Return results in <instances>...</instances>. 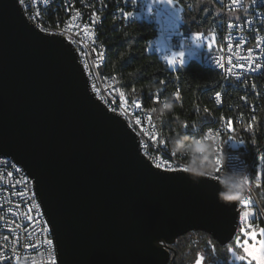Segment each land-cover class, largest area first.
<instances>
[{
    "label": "water",
    "instance_id": "obj_1",
    "mask_svg": "<svg viewBox=\"0 0 264 264\" xmlns=\"http://www.w3.org/2000/svg\"><path fill=\"white\" fill-rule=\"evenodd\" d=\"M127 122L92 93L77 52L0 0V157L35 183L62 264H169V245L202 231L221 243L234 213L195 172L158 175ZM161 241L164 242L161 245Z\"/></svg>",
    "mask_w": 264,
    "mask_h": 264
},
{
    "label": "built area",
    "instance_id": "obj_2",
    "mask_svg": "<svg viewBox=\"0 0 264 264\" xmlns=\"http://www.w3.org/2000/svg\"><path fill=\"white\" fill-rule=\"evenodd\" d=\"M86 1H94L98 4V7L102 9L110 10V17L118 23L131 24L147 22L151 24L155 36L152 40V47L162 39L166 45L165 52H159L154 48L153 52L160 55L161 60L170 70L172 68L166 57H170L173 51H186L190 44V35L183 29L165 30L162 28V17L158 15V9L151 0H135V3H131V0H22L25 5V16L31 24L38 29H43L47 33H62L65 39L73 45L75 48L79 62L82 67H86V77L89 82V87L101 103L110 111L112 107L117 105L124 107V100L128 105L132 107L134 111L133 100L128 94L124 92V100L118 98L119 83L118 80L112 78V75H98V67L94 66V57L89 55L90 49L97 51V44H99V21L95 24L92 23L93 16L92 11L86 10ZM207 0H184V4L187 9H192L196 2ZM209 1V0H208ZM215 3V0H210ZM251 0H243L245 8L241 10L243 16L247 17L248 21H254L255 23L250 26L247 22H243L241 19L233 20L228 19V10L225 9L227 14V23H234L240 25L239 27L232 29H224L223 25L220 27L215 23L212 27V32L217 33V44L212 50L205 51L198 54L195 60L202 62L207 68L216 71L220 76L218 89L216 91L222 92L223 103L220 104L223 115H232L233 126L236 129L235 141L227 140L228 133L225 131L226 123L221 121V124L214 125V129L220 130V137H214L212 139H204V135L207 129L200 128L199 126H193L191 129L194 134V141L191 144L192 151H194V159L192 162H185L183 160H175L174 163H178L181 167H195L196 170H204V173L210 174V176L218 177V181L228 185L230 188L232 185L237 184L239 187L233 189V191L241 192L242 196L251 194L252 199L256 204V208L253 211L259 213L261 208L259 199L254 190V184L248 185L242 183L243 177L249 175L253 169L257 171H264V160L261 159L264 156L262 153H255L252 158L245 159L240 151L244 143L239 141L243 139V134H239L237 128L245 124H253L259 120L261 112L264 111V72H256L249 74L246 86L239 85L234 78H227L223 69L216 66L215 60L224 57L222 63L227 65V56L232 55L234 57L233 62H238L235 58L247 55V48L252 47L257 49L256 42L250 41V33L253 29H259L261 23L264 22V16H261V12L264 11V0H259L256 5L255 15L250 14L247 11V5ZM222 3L227 5L231 4V0H222ZM151 4L152 14L147 12V5ZM216 4V3H215ZM219 8L220 5L216 4ZM221 9V8H220ZM235 11V10H233ZM79 12L81 15L72 21V17ZM123 12L131 13L130 16L125 17ZM37 13H40L37 17ZM47 22H55L58 24V32H50L47 30ZM73 24L72 28L68 25ZM84 25H88V30L84 31ZM77 33H80L78 36ZM95 34V44L93 43V35ZM257 35L262 38L260 48H264V31L257 32ZM72 40H76L77 43L73 44ZM231 42L233 44V50L231 52L227 49V44ZM223 49V51H221ZM254 55H262L264 53L259 52L257 49ZM184 59H188L185 57ZM264 64V59L259 61ZM99 60L95 59V65H98ZM256 84V88H252V83ZM163 91V90H162ZM215 91V92H216ZM214 92V93H215ZM213 93V100L215 95ZM247 96V102L241 100V96ZM103 97V99H101ZM171 101L175 100V95L172 96ZM168 100V99H167ZM105 101H108L106 103ZM120 108L117 109V115ZM113 113V112H112ZM138 115L142 120L146 121V117L151 113L146 110L138 111ZM152 116V115H151ZM255 116L257 119L253 121L251 118ZM127 122L131 128V121H134L137 116L129 114L127 116H120ZM152 123L154 121L152 120ZM155 124V123H154ZM152 131H157L153 129ZM138 137V136H137ZM140 137H138L139 139ZM202 140L201 145H197L196 141ZM167 147L173 151L172 141H169ZM188 148V146L183 147ZM220 149L218 152L217 149ZM189 149V148H188ZM153 156L159 155V153L152 152ZM219 159L220 164H217ZM11 165V167L9 166ZM20 169L19 173L15 172V169ZM217 168L219 171L217 172ZM12 171L13 176L7 177L4 173ZM27 172L22 166L17 164L14 159L10 157H0V251L6 252L8 255H12L11 249L16 248V254L21 257H28L29 260L22 259L19 264H31L32 260L36 261V264H47V254L44 249H40L41 254L33 252L29 248H25L23 245L30 238L29 233H38L43 224L40 215L36 211V205L40 200L35 193L37 199L30 201L31 197L26 192L25 195H18V192L30 189L28 184H17V181H23L27 177ZM208 177V176H207ZM11 208V211L8 209ZM32 209V211H29ZM43 214V210H39ZM28 216H32L33 219L29 221ZM264 216V215H262ZM17 225L19 227H17ZM27 228V232L25 231ZM5 237H8L5 240ZM52 238V237H49ZM37 238L36 242L39 243ZM55 255V253H54ZM13 264H16L14 261Z\"/></svg>",
    "mask_w": 264,
    "mask_h": 264
},
{
    "label": "snow or ice",
    "instance_id": "obj_3",
    "mask_svg": "<svg viewBox=\"0 0 264 264\" xmlns=\"http://www.w3.org/2000/svg\"><path fill=\"white\" fill-rule=\"evenodd\" d=\"M47 3L48 0H45ZM184 0H153V3H159L166 6H171L163 8L158 15H167L169 18H174L173 23L177 21H181L182 16L181 13H183V19L191 20L192 24L197 27H203L205 23H207V18L211 17V10L208 7L207 3L201 4L199 7V11L197 12V18L196 20H192L191 17V11H194V9H188L185 10L183 8H180V5L183 4ZM131 3H135V0H131ZM215 3L220 5L221 13L217 14L216 17H212V20L214 23H217V26L220 27V25H223L224 29L232 28L235 30V28L239 27L240 25L234 24V23H227V14L225 13V9H227L229 12L235 10L237 12H241L242 9L245 8V5L243 3V0H231V4H223L222 0H215ZM259 0H251V2L247 5V11L250 14L255 15L256 13V5H258ZM147 12L151 15L152 14V6L151 4L147 5ZM40 13H37V17H39ZM81 14L79 12L76 13L75 16L72 17V21H76V19ZM123 15L125 17H128L131 15L129 12H123ZM93 20L92 23L95 24L99 21L100 17L97 16L95 13L92 14ZM261 16H264V11L261 12ZM241 19L243 22H247L250 26H252L255 22L254 21H248L246 16H243V13L241 12ZM74 25L69 24L68 27L72 28ZM43 31V29H41ZM88 30V25H84V31ZM264 31V22L261 23V27L259 29H253V31L250 33V41L254 40L257 45V49H259V52L264 53V48H260V45L262 43V38L257 35V32ZM53 35H62V33H53ZM79 36L80 33H77ZM93 43L95 44V34L93 33ZM190 40L193 44H195L197 49H200L202 46L206 44L207 48L209 50H212L214 45L217 44V33L213 32L211 34V39L206 38L205 32H194ZM72 43H77L76 40H72ZM227 49L229 52L233 50V44L229 42L227 44ZM257 49L252 48L251 46L247 48V55L240 56L238 58H235L238 62H233L234 57L232 55L227 56V67L225 63H222L221 61L224 60V57L221 56L220 58L215 60V64L218 68L223 69L226 73L227 78H234V80L239 85L246 86L247 79L246 77L251 73L256 72H264V64H261L259 61L261 59H264V56L262 55H254L253 53L257 51ZM223 51V49H221ZM89 55H92L94 57V66L99 67V65H95V59H98L103 62L104 59V53L103 50L97 52L94 48L90 49L88 52ZM195 54V53H193ZM185 51H173L170 55V57H166L168 60L169 65L172 68H175L177 65H179L180 68L185 67ZM161 84H164L165 81L161 80L159 81ZM252 88H256V84L252 83ZM133 92H135V88L132 89ZM175 98L177 101L181 99V92L177 90L175 93ZM215 100L218 103H223V93L220 91H216L214 93ZM118 98L121 100H124V92L120 91L118 93ZM103 99V97H101ZM241 100L247 102L248 97L241 96ZM161 100V95L159 94H153L152 103L159 104ZM108 103V101H105ZM132 105H134V111L131 106L128 105L127 101L124 100V107H121L119 105L112 107L111 111L114 114H117V109L120 108V111L118 112L119 116H127L129 114L136 115L137 118L134 121H131V130L134 135L140 137L137 139V150L138 152H141V159L145 161V163L152 168L154 171L157 172L158 175H163L165 173H180V172H190L191 169L187 167H181L178 163H174L175 160H177V152L171 151L167 145L168 140L163 135L160 134L159 131H152L153 129H156V125L152 123L153 117L151 115H148L146 117V121L142 120V118L138 115V111L143 110V105L139 100H133ZM163 107L165 109H168L170 106L168 103H164ZM155 108H152L151 111L155 112ZM205 113H208L209 110L207 107L204 109ZM253 121H256V117L252 116L251 118ZM223 121L226 123V129L225 131L228 133L227 140L235 141V132L236 129L233 126V121L231 119L224 118L221 116L219 121H216V123H220ZM126 127L129 126L128 124L125 125ZM163 123L161 127H163ZM183 127L187 130L189 128V125L185 123ZM253 129L252 124L245 125V130ZM221 133L220 130L214 129L209 127L207 129V132L204 135V139H212L214 137H220ZM197 145H201L203 143L202 140L196 141ZM239 143L243 144L245 143L244 140H240ZM159 153V155L153 156L152 152ZM217 151L219 152L220 149L218 148ZM262 160H264V156L261 157ZM217 164H220L219 159H217ZM11 167V165H9ZM219 171V168H217V172ZM16 173L20 172V169H15ZM7 177H12L13 172L9 171L4 173ZM200 176H208V180H203L201 183H209L213 180H218V177L210 176L208 173H198ZM38 180V178H33ZM27 184L28 179L25 177L23 181H17V184ZM242 183L253 185L255 188L259 191L260 189L264 188V171H257L253 169V171L249 175H245L243 177ZM218 194V203L221 204V206L230 208L234 213V221H233V228L231 231V234L227 238V240L222 242V247L224 248V255L225 257L231 258L230 261L225 259L222 264H264V226L259 227L258 231L257 228L254 227V222L259 219L260 215H264V209H260L259 213L256 211H253L254 208H256V204L254 200L252 199L251 194H246L245 196L241 195V192L239 191H233V189H237L239 185L234 184L229 188V190L224 191L221 189L220 185L217 183L213 185ZM26 192L30 195L31 201H34L37 199L35 192L32 189H26L25 191L18 192V195H25ZM40 207L41 204L36 205V211L40 215L41 220H43V214L40 213ZM11 211V208L8 209ZM29 211H32V209H29ZM27 219L31 221L33 219L32 216H28ZM17 227H19L17 225ZM25 231L27 232V228H25ZM29 239L27 242L23 245L25 248L31 249L33 252L37 253L38 255L40 253V249L43 248L44 252L47 254V264H62V261L58 259V253H59V233L56 228L55 221L49 217L48 220H43V224L41 228L39 229L38 233H29ZM52 237V238H49ZM259 237V238H258ZM37 238L39 239V243L36 242ZM8 237H5V240H7ZM164 242L161 241V245H163ZM207 247L213 252H216V246L212 243L211 240L206 242ZM12 255H8L4 251H0V264H13L15 261L16 264H19V262L24 259L25 261H28V257H21L20 255L16 254V248L13 247L11 249ZM55 253V255H54ZM205 260V256L203 253H197L196 258L194 259V264H203ZM31 264H36L35 260L31 261Z\"/></svg>",
    "mask_w": 264,
    "mask_h": 264
},
{
    "label": "trees",
    "instance_id": "obj_4",
    "mask_svg": "<svg viewBox=\"0 0 264 264\" xmlns=\"http://www.w3.org/2000/svg\"><path fill=\"white\" fill-rule=\"evenodd\" d=\"M207 3L211 10V17L203 27H197L187 20L183 30L196 32H210L215 24L212 17L217 16L220 9L212 1H200L194 4L191 11L192 20H196L197 12L201 4ZM87 6L95 4L94 1H86ZM183 6L188 10L183 3ZM101 13V24L99 26V44L103 48L104 64L101 73L115 76L119 87L132 99L138 98L143 109L151 113L157 131L160 132L168 142H180L182 150L187 155L192 149L194 134L191 129H185L187 123L190 127L199 126L206 129L214 123V118L219 121L222 116V108L213 100V93L218 89L220 76L216 71L207 68L198 60H192L184 68L170 70L161 60L158 53L153 52L152 40L155 32L151 24L147 22L123 24L118 23L110 17L109 9L99 8ZM165 81L161 84L159 81ZM135 88V92L132 89ZM163 90V91H162ZM179 90L181 99L171 101L174 93ZM153 94L161 95L160 103H152ZM168 99V100H167ZM164 103L170 107L165 109ZM205 107L209 110L204 112ZM155 108V112L151 109ZM231 119L232 115H223ZM163 123V127H161ZM247 125V124H245ZM245 125L237 128L239 134H243L245 141L240 151L243 158L250 159L260 152L264 155V111L261 112L259 120L254 122L253 129L245 130ZM188 146V148H183ZM261 208L264 209V188L259 191L255 188ZM264 226V216L260 215L254 225ZM211 240L216 246L213 253L206 245ZM171 258L169 264H194L196 254L203 253L205 260L203 264H222L230 256L225 257L222 243L210 234L202 231L189 232L178 238L169 245Z\"/></svg>",
    "mask_w": 264,
    "mask_h": 264
},
{
    "label": "rangeland",
    "instance_id": "obj_5",
    "mask_svg": "<svg viewBox=\"0 0 264 264\" xmlns=\"http://www.w3.org/2000/svg\"><path fill=\"white\" fill-rule=\"evenodd\" d=\"M151 2H153V0H151ZM154 5L157 7L159 13L165 7L171 8V6H166V5H162V4H159V3H154ZM180 8L185 9V7L183 6V4L180 5ZM217 13L218 14L221 13V9H218V12ZM181 16H182L181 21H177V22L173 23L174 18H169L167 15H161V17H162V28L165 29V30L182 29V27L187 24V19H183V13H181ZM228 19L238 20V19H240V13L237 12V11L228 12ZM194 32H196V31H187V33L190 35V37H191V35ZM205 33H206V38L207 39H211V34L213 32L210 31V32H205ZM152 48L153 49L154 48L158 49V51L160 53L166 51V45L164 44V42L162 41V39H159V41ZM208 50L209 49L207 48L206 44L204 46H202L200 49H197L196 46H195V44H193L190 41L189 47L185 51V57H188V59H185V66H187L188 63H190L192 60H195V58L197 57L198 54H201V53H203L205 51H208ZM193 53H195V54H193ZM179 68H180L179 65H177L176 68H175V70L176 69H179ZM254 227H256L257 228V231H258L259 227H262V225L257 224L256 226L254 225Z\"/></svg>",
    "mask_w": 264,
    "mask_h": 264
},
{
    "label": "bare ground",
    "instance_id": "obj_6",
    "mask_svg": "<svg viewBox=\"0 0 264 264\" xmlns=\"http://www.w3.org/2000/svg\"><path fill=\"white\" fill-rule=\"evenodd\" d=\"M18 3L20 5V7L22 8L23 12H24V15H25V5L24 3H22V0H18ZM99 8L98 7V4L97 6H95L94 4L92 6H87L86 4V10H89V11H92V14L95 13L97 16H101V13L99 12ZM102 19V17H101ZM101 24V21H99V26ZM40 31H42L41 29H39ZM47 30H49L50 32H58V24H56L55 22H47ZM46 34H50V35H53V33H47V31H42ZM60 36H63V35H60ZM65 38V36H63ZM103 50L102 46L100 44H97V52ZM104 64V59H103V62L101 63V61L99 60V67H98V75H104L101 73V67L102 65ZM84 71H85V74H86V67H83ZM113 79L117 80V78L115 76H112ZM119 91H123L122 89H120L119 87ZM216 104L218 106H220V104L215 100ZM144 110V109H143ZM217 118H214V123L209 126L211 128H214V125H218V124H221L220 123H216ZM209 127H207L206 129H208ZM157 130V129H155ZM169 143V142H168ZM173 151H176L177 152V160H183L185 162H192V159H194V151H190V153L187 155L186 153L184 152H180V151H177L176 150V147L173 146ZM189 169H191L192 171L190 172H195V173H201L203 172L204 173V170H196L195 167H187ZM27 179H28V187H30V189H32L35 193H36V190H35V183H34V180L32 178L29 177V175H27ZM41 204V203H40ZM40 210H43L42 208V205L40 207ZM43 219L46 220V217L44 215V212H43Z\"/></svg>",
    "mask_w": 264,
    "mask_h": 264
},
{
    "label": "clouds",
    "instance_id": "obj_7",
    "mask_svg": "<svg viewBox=\"0 0 264 264\" xmlns=\"http://www.w3.org/2000/svg\"><path fill=\"white\" fill-rule=\"evenodd\" d=\"M170 106V105H169ZM176 145H177V147H176V150L177 151H180V150H182V148H181V146H180V142L179 141H177L176 142Z\"/></svg>",
    "mask_w": 264,
    "mask_h": 264
}]
</instances>
